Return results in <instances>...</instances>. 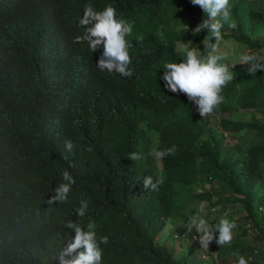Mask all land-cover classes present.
I'll return each instance as SVG.
<instances>
[{"label": "trees", "instance_id": "obj_1", "mask_svg": "<svg viewBox=\"0 0 264 264\" xmlns=\"http://www.w3.org/2000/svg\"><path fill=\"white\" fill-rule=\"evenodd\" d=\"M87 4L111 5L132 23L130 78L101 72L103 45L90 52L77 41ZM203 19L191 0H0V264H57L75 235L70 221L85 230L94 221L97 239L108 237L101 264H199L195 248L175 256L156 240L180 211L175 229L185 228L195 214L187 205L198 200L217 213L232 208L228 219L252 235L225 252L233 264L234 252L258 264L251 239L264 244V71L250 75V63L235 62L223 103L203 118L162 80L167 63L185 58L178 41L211 53L210 33L193 31ZM222 24V40L264 65V5L232 0ZM248 108V117H232ZM222 131L244 135L231 144ZM66 140L76 146L71 153ZM173 145L174 154L154 160ZM132 152L142 159H128ZM65 170L76 182L66 202L49 205ZM161 175L158 190L143 187L145 176ZM81 200L89 201L83 217L75 213ZM219 217L204 218L216 225Z\"/></svg>", "mask_w": 264, "mask_h": 264}, {"label": "clouds", "instance_id": "obj_2", "mask_svg": "<svg viewBox=\"0 0 264 264\" xmlns=\"http://www.w3.org/2000/svg\"><path fill=\"white\" fill-rule=\"evenodd\" d=\"M191 3L199 6L207 14V19H203L193 31L199 33L201 30H207L210 33V39H214L216 43L210 44L211 53L205 57L201 54L199 48L190 49L183 42L178 41L176 46L182 50L185 58L180 60L179 63H167L164 66L165 70L162 80L169 91L185 94L187 99L196 106L199 115L203 118L211 115L223 103V88L234 79L233 69L236 64L222 62L225 57L218 54L219 42L222 40V21L226 22L230 18V0H191ZM79 26L83 27L85 31L82 36L76 39L78 42L86 41L90 52L96 51L103 45V52L97 62V68L101 72H115L121 77L128 78L133 75V69L129 67L132 63V58L129 54L130 45L127 40V37L133 31L131 22L117 18L116 9L111 5H107L102 11H96L91 4H87L84 6ZM185 27L187 28L186 25ZM230 27H236L235 23H231ZM137 39L142 41L143 37L140 36ZM255 60L256 57L254 55H241L240 57V63L251 64L249 68L250 75L256 74L257 70L264 71V65L252 63ZM222 133L229 143H234L235 136L224 131ZM75 147L71 140L64 142V149L69 153ZM88 150L90 151L91 149ZM175 151L176 146L173 145L163 150L158 149L152 155L155 161H160L166 156L174 154ZM128 159L136 161L142 159V156L137 152H132L129 153ZM71 166L69 164V167ZM61 176L64 182L53 189L55 195L48 199L47 203L49 205L54 202H66L68 194L76 182L75 178L67 170L63 171ZM163 182V175L155 181L152 176H145L143 178V187L156 191ZM88 205V200H81L80 206L75 209L76 215L79 217L85 216ZM172 224L169 241H172V236L182 241L189 239L191 244L194 245L189 248H195L200 259L199 264H213L209 255L208 260L205 259L204 262L202 260L205 258L204 254L209 253V248L214 243L212 241L215 238V242L220 247L231 244L234 239L233 230L237 227L235 220H229L227 216L222 217L216 225H212L199 214H193L183 229H175L176 226L181 228L182 221L180 220L172 221ZM65 227L74 231L75 235L53 257L57 264H101L103 252L100 245L107 244L108 237L103 236L99 240L97 239L95 222L89 221L87 230L72 221L68 222ZM216 233H218V238H216ZM168 246L173 247L170 242ZM252 253H254L253 249ZM233 255L238 257L237 264H250L249 259H246L248 255L246 258L239 255L238 252H234ZM249 255L252 258V254ZM175 256H177V253Z\"/></svg>", "mask_w": 264, "mask_h": 264}, {"label": "rangeland", "instance_id": "obj_3", "mask_svg": "<svg viewBox=\"0 0 264 264\" xmlns=\"http://www.w3.org/2000/svg\"><path fill=\"white\" fill-rule=\"evenodd\" d=\"M232 0H230L231 2ZM245 1L247 3H249L251 6H253L254 8H262L264 5V0H242ZM235 48V43L231 40H222L221 42H219V50L218 53L222 56L225 57V60H228V64H233L235 62H240V57L241 55L244 54V52L241 50L238 51H234ZM255 110L252 108H248V109H244V110H237L235 112L232 113V117H248L249 112L253 113ZM217 119V117H215ZM244 135V133L240 134V135H235L236 141L239 142V140L242 138V136ZM237 142V143H238ZM247 144V142H244L242 144V146H245ZM263 169H264V165H263ZM214 184V182H213ZM205 187L209 186V183H204ZM200 188V187H199ZM196 190H198V187H196ZM189 208L191 206H193V213L195 214H199L202 215L203 217H208V219H216L217 217H219L218 219H221L224 216H227V218H235L234 215L236 214L235 212L232 211V208L229 209V205H226L227 208L224 210V212L222 213H217L216 209L218 208L217 206H215L214 209L208 208L209 205L206 203L205 200H198L196 202H189L187 205ZM192 208V207H191ZM201 209H203V211H201ZM180 215L183 216L182 212L180 211L178 214H176L175 216H173L172 218H168L163 226V228L158 232L157 234V242L159 243H171L173 245V250L174 253L177 255H179L180 253H182L183 251H185L187 248L194 246L193 244H191V242L189 241V239L186 240H181L178 238H174L173 236L172 241H169V234L172 230V221H177V219L180 217ZM192 216V215H191ZM190 216V217H191ZM175 220H174V219ZM240 226H242V224H239L238 228H235L234 231V239L232 240L231 243H237L242 241L245 238H248L250 240V236L252 235V230L248 231L245 230L244 232L240 231ZM216 238H218V233H216ZM214 243H212L213 245L209 248V253H205L204 256L205 258H203V262L205 261V259L208 260V255L210 256V260L212 261L213 264H233L232 261H230V254H226L225 251H227L228 249H226V247H228V245H223L220 247V245H218L215 242V238L212 241ZM251 242L256 244V249H257V254H256V261L258 264H264V244L262 242H258L256 241V239H251ZM230 245V244H229ZM226 249V250H225Z\"/></svg>", "mask_w": 264, "mask_h": 264}, {"label": "built area", "instance_id": "obj_4", "mask_svg": "<svg viewBox=\"0 0 264 264\" xmlns=\"http://www.w3.org/2000/svg\"><path fill=\"white\" fill-rule=\"evenodd\" d=\"M253 252H254V253H257V249H256V248H253ZM248 259H249V260L251 259V255H248Z\"/></svg>", "mask_w": 264, "mask_h": 264}]
</instances>
